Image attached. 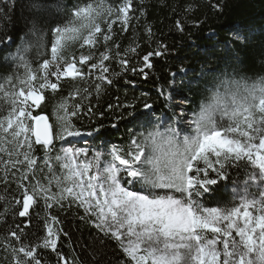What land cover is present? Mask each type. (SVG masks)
<instances>
[{
    "label": "snow or ice",
    "instance_id": "snow-or-ice-1",
    "mask_svg": "<svg viewBox=\"0 0 264 264\" xmlns=\"http://www.w3.org/2000/svg\"><path fill=\"white\" fill-rule=\"evenodd\" d=\"M131 5L132 0H124L118 9H108L106 15H115L126 26ZM75 16L88 22L81 23L79 29H55L51 59H44L40 65L44 73L40 77L43 83L38 85L40 90L55 91L61 76L83 79L93 70L101 72L97 79H106L103 75L108 72L104 64L109 60L106 52L100 53L99 63H89L91 53L81 54L80 68L58 54L64 34H73L70 38L75 39V33L86 30L88 35L81 36L83 47L93 46L96 34L101 33L91 4L78 8ZM111 29L112 24L108 23L109 33ZM44 35L38 30L32 46L45 47ZM103 38L107 41L110 37ZM152 55L160 53L144 55L145 68L152 66L149 63ZM20 61L28 77L21 85L27 84L29 90L26 95L9 92L13 101L11 110L0 118V153L4 154L0 156L4 172L0 182L6 186L14 182L19 193V198L7 203L0 213V219L10 211L14 217V226L0 237L7 241L5 250L10 251L14 264H48L47 255L54 256L56 264L66 261L58 245L60 220L50 210L73 205L83 209L82 220L89 221L104 238L116 243L124 257L122 264H264V193L259 200L245 199L225 208L206 206L200 200L209 186L217 183L215 177L223 178L229 167H240V161L250 163L264 179V84L244 86L247 96L239 95V84L235 85L237 91L226 86L224 92H213L194 117V135L178 141L175 128L161 131L164 125H160L142 139L132 140L127 154L113 148L111 162L103 171L98 167L100 153L89 159L87 149L62 148V155L54 157L61 169L58 176L50 156L55 147L51 127L45 116L32 112L33 106H39L43 99L35 91L33 82L37 76L23 55ZM120 63L127 65L123 59ZM84 67L88 68L87 74L83 73ZM140 71L144 72V68ZM52 77L56 82L51 81ZM8 83L11 86L12 80ZM96 90L100 91V85H96ZM257 94L259 120L253 117ZM21 96L24 99L16 103ZM29 100L32 104L27 103ZM78 107L58 118L55 138L64 140L81 135L71 123V117L79 115ZM145 108L148 109L145 123L152 124V107L145 104ZM217 113L228 116L232 123L217 125L214 120ZM178 120L181 131L191 127L186 123L187 116H179ZM37 146L44 149L43 168L37 161ZM146 165H151V170H146ZM45 168L48 175L42 182L37 171L42 174ZM256 178L255 173L249 176V180ZM141 179L150 186L147 191L143 186L137 187ZM41 201L45 234L33 240L32 213Z\"/></svg>",
    "mask_w": 264,
    "mask_h": 264
},
{
    "label": "trees",
    "instance_id": "trees-1",
    "mask_svg": "<svg viewBox=\"0 0 264 264\" xmlns=\"http://www.w3.org/2000/svg\"><path fill=\"white\" fill-rule=\"evenodd\" d=\"M123 2L0 0V118L11 110L13 101L8 93L19 94L29 89L27 84L21 85L28 79L20 61L23 55L37 76L33 82L36 94L43 97L40 105L32 110L33 115H45L52 127L55 147L50 156L58 176L61 169L54 157L62 155L61 149L67 145L85 148L89 156L100 153L103 160L100 163L105 166L111 162L113 148L119 149L122 155L127 154L132 140L142 139L160 125H164L161 131L166 127L175 128L178 141L194 135V117L213 92H224L226 86L237 91L235 85L239 84V95L247 96L244 86L252 88L264 84V0H132L126 26L115 15H106L108 9H118ZM86 4L92 5L95 22L101 28L95 44L81 47V36L88 35L81 29L75 33V39L70 38L73 34L61 37L58 54L80 68L81 54L91 53L89 63H99L100 53L106 52L109 55V60L104 61L108 67V72L103 73L106 79H97L101 72L93 70L83 79L61 76L55 91L50 88L40 90L38 85L43 83L40 77L44 74L40 65L44 59H51L55 29H79L81 23L86 24V19L75 16L78 8ZM108 23L112 24L110 33ZM38 30L45 34V47L32 46ZM104 35L110 38L105 41ZM156 52L160 55H152L149 60L152 66L145 68L143 56ZM122 59L127 61L126 67L121 65ZM83 73H88L87 67L83 68ZM9 80H12L11 86ZM51 81L56 82V78L52 77ZM96 85H100L99 92ZM258 101L257 94L253 113L256 120L260 119ZM15 102L18 103V99ZM145 104L152 107V124L145 123L148 112ZM77 105L79 115L72 116L71 123L80 136L89 138L77 141L72 137L55 138L59 131L58 118L65 111H73ZM178 111L188 117L187 125H191L184 131L177 118ZM214 120L217 125L232 123L221 113H217ZM146 151L151 155L147 146ZM43 156L44 149L37 146L36 157L41 168ZM239 163L240 167H229L223 178L215 177L217 183L209 186L208 192L200 197L202 203L225 208L245 199L260 198V193L253 187L254 180H249L252 173L258 177V170L247 161ZM145 168L151 170V165ZM2 169L0 165V176L4 175ZM47 175L46 168L42 174L37 171L42 182ZM141 186L145 191L150 187L143 179L137 185L138 188ZM0 196L4 197L0 200L2 213L7 203L19 198L16 184L10 182L6 186L0 182ZM50 211L60 220L58 227L62 231L58 245L67 257L62 264H122L124 257L119 247L104 238L89 221L81 219L82 208L73 205ZM44 214L41 201L32 213L30 232L33 240L45 234ZM15 222H19L18 219ZM10 226H14L11 211L0 219V237L7 234ZM6 245L7 241L0 240V264H14L10 251L5 250ZM45 259L48 264H56L52 255Z\"/></svg>",
    "mask_w": 264,
    "mask_h": 264
},
{
    "label": "rangeland",
    "instance_id": "rangeland-1",
    "mask_svg": "<svg viewBox=\"0 0 264 264\" xmlns=\"http://www.w3.org/2000/svg\"><path fill=\"white\" fill-rule=\"evenodd\" d=\"M65 67H67V65H65ZM66 77V76H65ZM29 90V89H28ZM28 90H26V91H24V93H25V95L27 94V91ZM22 99H24V97L23 96H21V97H19V99H18V103L20 102V100H22ZM27 103L28 104H32V101H27ZM37 106H33V108H32V110H34L35 108H36ZM177 114H178V117L179 116H183V114H181V112L180 111H178L177 112ZM177 117V118H178ZM187 124H189L188 123V120H187V122H186ZM82 137H84L85 138V136H82ZM81 139V138H80ZM75 141H77L76 139H74ZM69 147H71V148H73L74 150L75 149H80V146L78 147H74L73 145H70V146H66V147H64V148H69ZM85 149V148H84ZM88 158L89 159H91L92 158V156H89L88 155ZM103 160H102V157L100 158V161L98 162V167H99V169L101 170V171H103L107 166H108V164H106L105 166L104 165H102L100 162H102ZM258 170V169H257ZM253 187L256 189V190H258V192L260 193V195H261V193H264V179H262V178H260V174H259V171H258V177L253 181ZM260 198H261V196H260ZM260 198H251V199H249V200H252V199H256V200H259Z\"/></svg>",
    "mask_w": 264,
    "mask_h": 264
},
{
    "label": "water",
    "instance_id": "water-1",
    "mask_svg": "<svg viewBox=\"0 0 264 264\" xmlns=\"http://www.w3.org/2000/svg\"><path fill=\"white\" fill-rule=\"evenodd\" d=\"M43 116H45V115H43ZM46 117V116H45ZM47 118V117H46ZM47 121H48V123H49V120H48V118H47ZM49 125H50V127H51V124L49 123ZM51 130H52V127H51ZM52 134H53V131H52ZM53 143H54V138H53Z\"/></svg>",
    "mask_w": 264,
    "mask_h": 264
},
{
    "label": "bare ground",
    "instance_id": "bare-ground-1",
    "mask_svg": "<svg viewBox=\"0 0 264 264\" xmlns=\"http://www.w3.org/2000/svg\"><path fill=\"white\" fill-rule=\"evenodd\" d=\"M87 137L86 139H84V137H82L80 140H87L89 138V136H85Z\"/></svg>",
    "mask_w": 264,
    "mask_h": 264
}]
</instances>
